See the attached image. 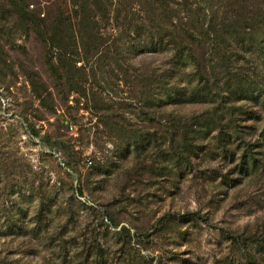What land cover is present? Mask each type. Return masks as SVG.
<instances>
[{
    "label": "rangeland",
    "instance_id": "rangeland-1",
    "mask_svg": "<svg viewBox=\"0 0 264 264\" xmlns=\"http://www.w3.org/2000/svg\"><path fill=\"white\" fill-rule=\"evenodd\" d=\"M169 36L264 0H0V264H264V69L185 101Z\"/></svg>",
    "mask_w": 264,
    "mask_h": 264
},
{
    "label": "trees",
    "instance_id": "trees-1",
    "mask_svg": "<svg viewBox=\"0 0 264 264\" xmlns=\"http://www.w3.org/2000/svg\"><path fill=\"white\" fill-rule=\"evenodd\" d=\"M159 41L160 44H157L155 40H152L144 48L146 50H166L167 60H169L167 65L173 70L179 69L180 73L184 74V84L181 89L185 101H194L200 95L208 96L212 93L209 90L205 91L206 88L196 91V86L199 84L208 86L211 79L213 81L218 79V76L213 75L211 72L214 66L220 64V62L216 63L218 58L216 59L213 50H244L242 56L231 58L228 62L227 59L221 58L226 68L233 71V78L240 76L239 79H242L247 74L244 68L241 67L242 62L246 65L252 64L259 70L264 69V37L169 36ZM194 50L204 51L195 54ZM258 50H262V52ZM253 66L251 70L254 68ZM168 95L170 96V94ZM234 102H238V100Z\"/></svg>",
    "mask_w": 264,
    "mask_h": 264
},
{
    "label": "built area",
    "instance_id": "built-area-1",
    "mask_svg": "<svg viewBox=\"0 0 264 264\" xmlns=\"http://www.w3.org/2000/svg\"><path fill=\"white\" fill-rule=\"evenodd\" d=\"M91 163V162H90Z\"/></svg>",
    "mask_w": 264,
    "mask_h": 264
}]
</instances>
